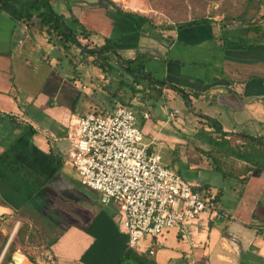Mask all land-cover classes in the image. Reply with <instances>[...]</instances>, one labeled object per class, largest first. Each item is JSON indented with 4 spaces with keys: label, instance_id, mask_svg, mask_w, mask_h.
Here are the masks:
<instances>
[{
    "label": "crops",
    "instance_id": "0c3cea01",
    "mask_svg": "<svg viewBox=\"0 0 264 264\" xmlns=\"http://www.w3.org/2000/svg\"><path fill=\"white\" fill-rule=\"evenodd\" d=\"M113 1L124 10L146 13L141 0ZM50 2L68 24L72 26L71 20L76 18L98 34L99 45L104 38L119 35L114 46L123 59L146 54L145 69L153 77L188 95L183 98L178 91L163 88L161 96L168 103L182 97L190 111L216 119L224 132H242L264 141V40L250 46L221 40L222 36L244 38L248 26L213 19L210 24L192 27L167 22L153 30L117 15L103 0ZM261 15L264 0L256 16L264 31ZM38 28L36 22L16 23L0 11V261L18 228L27 223L41 237L40 246L32 247L40 249L37 257L42 261L37 264H118L128 247L122 215L115 204L103 205L97 191L79 183L67 156L70 143L64 125L91 112H111L118 103L131 104L134 96L127 85L131 78L113 68L100 69L87 79L84 70L78 74V84L67 81L60 72L50 74L38 89L34 74L39 57L49 65L55 63L51 57L54 45ZM81 96L89 104L77 111ZM171 108V114L181 113ZM177 119L184 124L185 117ZM148 128L147 123L144 138ZM179 128L184 129L183 125ZM186 138L189 140L181 133L176 143L186 147ZM190 142L193 154L181 163L189 170L184 179L197 184L201 195L215 197L232 220L214 221L202 214L181 231L170 229L158 238L146 237L140 253L155 264H264V170L222 159L223 170L232 175L223 177L197 151H207L209 146L195 134ZM9 160L33 173L41 186L35 187L13 172L6 164ZM171 164L179 166L172 160L164 163L170 169ZM214 172L220 181L201 178Z\"/></svg>",
    "mask_w": 264,
    "mask_h": 264
},
{
    "label": "built area",
    "instance_id": "2783aa9c",
    "mask_svg": "<svg viewBox=\"0 0 264 264\" xmlns=\"http://www.w3.org/2000/svg\"><path fill=\"white\" fill-rule=\"evenodd\" d=\"M137 119L134 109L118 105L111 112H91L64 125L70 143L67 156L79 183L97 191L103 205L117 206L128 248L140 252L146 237L181 231L205 213L214 221H231L213 196L201 195L197 184L165 166L158 152H149ZM9 264L35 263L18 251Z\"/></svg>",
    "mask_w": 264,
    "mask_h": 264
},
{
    "label": "trees",
    "instance_id": "16d2710c",
    "mask_svg": "<svg viewBox=\"0 0 264 264\" xmlns=\"http://www.w3.org/2000/svg\"><path fill=\"white\" fill-rule=\"evenodd\" d=\"M103 1L112 7L117 15L138 20L143 24L148 25L153 30H157L160 27L146 14L124 10L113 0ZM261 2L262 0H245L243 8L239 14L223 16V23L237 22L241 25L248 26L249 29L247 36L244 38L231 40L222 36L221 40L224 44L229 42V44L250 46L260 40H264V31L261 29L258 18L256 19V16L260 12ZM0 11L8 14L16 23L33 25L38 21L39 33L46 35L49 44L58 46L59 42H63L64 48L66 49H69L71 46L76 47L79 50L82 59L83 57L87 58V56L94 57L96 59L94 63L104 72L112 71L111 69L113 68L120 69L123 75H127L131 78V83L128 82L127 84L125 81H122L121 83L128 85V88L132 90L134 97L143 93L144 96L142 97V102L145 106L149 105L148 102L151 99H158L159 96L162 95L163 88L173 89L181 93L183 98H188V95L184 93L183 90L164 80L153 77L152 74L145 69V62L148 60L146 54L139 53L133 59H123L117 53V49L114 46V42L119 38V35L113 34L111 37H106L104 38L102 45L89 48L88 43H92V37H97L99 35L87 30L76 18L71 20L72 26L68 24L64 19V16L58 14L53 9L50 0H0ZM259 19L263 20L264 15H261ZM211 22L212 20L210 18L197 17L186 22L178 23L177 26L192 27L198 24L207 25ZM156 35L159 36L160 34ZM82 39L86 41L85 45L81 44L80 41ZM113 61L116 62L115 65H112ZM130 105V103H124L122 106L131 107ZM137 114V120H139L138 126L143 132V128L146 127L150 118H144L143 110L140 108H138ZM200 117L203 118L204 122L196 131L195 138L205 142L210 149L206 151L198 148L197 151L208 158L210 163L213 164L214 169L221 173L223 177L232 175L227 174L223 170L225 166L222 164V159H230L245 164L247 168L252 170H264V141L242 132H224L222 126L216 119L208 116ZM148 150L151 152L152 148L149 146ZM6 164L20 177L32 182L35 187L41 186V180L16 161L9 160ZM178 165L179 167L177 166V168L173 170L186 179L180 170L181 168H186L187 164ZM186 169L188 170V168ZM214 199L217 201L215 197ZM40 241L41 237L37 230L30 227L27 223H22L18 228L15 237L9 243L0 264H9L12 255L18 248H20L32 262L37 264L35 257L29 254L25 250V247L32 248L40 246ZM118 264L155 263L145 254L127 247Z\"/></svg>",
    "mask_w": 264,
    "mask_h": 264
},
{
    "label": "rangeland",
    "instance_id": "374dc122",
    "mask_svg": "<svg viewBox=\"0 0 264 264\" xmlns=\"http://www.w3.org/2000/svg\"><path fill=\"white\" fill-rule=\"evenodd\" d=\"M146 8V13L142 11H137L151 17L156 24L165 25L167 22H174L175 25L181 22L189 21L190 19L197 17L210 18L211 20L216 19L222 22L224 15H236L242 10L245 0H141ZM38 23V21H36ZM93 36L92 43H88L89 48L93 46H100L102 43L97 41ZM98 37V36H97ZM82 45L86 44L85 40L80 41ZM53 52L51 57L55 59V63L41 61L40 57L36 63L38 68L37 72L34 74L35 85L38 89L43 85L44 80L49 77L50 74L60 73L65 75L67 81L71 83H81L78 74L86 70L87 76H94L95 72H100V68L94 63L96 59L92 56H87V58H81L80 52L76 47H69V49L64 48V43L59 42L58 46H53ZM43 53V52H41ZM119 54V52H117ZM40 55V54H39ZM121 56V55H120ZM85 62H83V61ZM57 61V62H56ZM76 64V65H75ZM113 64V63H112ZM31 71V70H30ZM114 74V73H113ZM118 75V74H117ZM119 76V75H118ZM83 77V76H82ZM90 78V77H89ZM87 77V79H89ZM76 81V82H75ZM81 85V84H80ZM140 88V87H138ZM143 93L138 94L134 97L131 103L132 109L138 112V108L148 112V123L149 133L145 137L144 142L147 146H150L152 150L159 152L162 156L163 162L168 164L170 160L174 161L175 164H181L184 160L189 159L193 154L188 147H192L191 139L193 138L195 132L203 124V118L198 115L199 113H194L189 110V103L187 100H183L182 97H177V99L167 101L164 96H159L158 99H151L148 104L144 105L142 102ZM87 99L81 96L78 104L76 106L77 111H82L87 109ZM166 102L167 104H164ZM121 105L122 103H118ZM186 104V105H185ZM117 105V104H116ZM123 105V104H122ZM175 110H180L181 113L174 111L175 115L170 117L171 111L170 107ZM97 107V106H95ZM177 108V109H176ZM173 112V111H172ZM187 112V113H186ZM182 113H185L182 115ZM185 117L184 124L178 121L177 117ZM139 125V120H137ZM180 125H183L184 129H180ZM189 137L186 138L184 146L176 143L180 135ZM177 139V140H176ZM182 146V147H181ZM206 162V161H205ZM171 169H176L177 166L171 164ZM179 167V166H178ZM187 168V167H186ZM186 168H181V173L188 179V172ZM203 179L218 178L220 181V175L216 172L210 173L208 176L201 177ZM190 179V178H189ZM25 250L35 257V260L42 261L39 257L40 249L25 247ZM22 251V250H21Z\"/></svg>",
    "mask_w": 264,
    "mask_h": 264
}]
</instances>
